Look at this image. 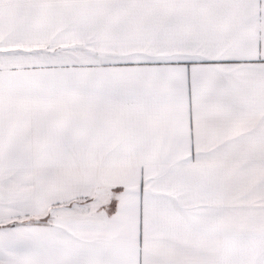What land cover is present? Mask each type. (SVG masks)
<instances>
[{
	"label": "snow or ice",
	"instance_id": "1",
	"mask_svg": "<svg viewBox=\"0 0 264 264\" xmlns=\"http://www.w3.org/2000/svg\"><path fill=\"white\" fill-rule=\"evenodd\" d=\"M0 264H264V0H0Z\"/></svg>",
	"mask_w": 264,
	"mask_h": 264
}]
</instances>
